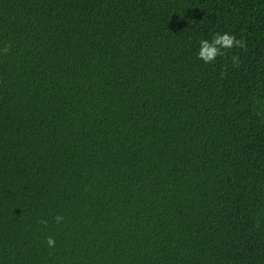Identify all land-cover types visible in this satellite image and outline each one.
<instances>
[{
    "label": "trees",
    "instance_id": "trees-1",
    "mask_svg": "<svg viewBox=\"0 0 264 264\" xmlns=\"http://www.w3.org/2000/svg\"><path fill=\"white\" fill-rule=\"evenodd\" d=\"M6 44L0 264H264V0H0Z\"/></svg>",
    "mask_w": 264,
    "mask_h": 264
},
{
    "label": "clouds",
    "instance_id": "clouds-1",
    "mask_svg": "<svg viewBox=\"0 0 264 264\" xmlns=\"http://www.w3.org/2000/svg\"><path fill=\"white\" fill-rule=\"evenodd\" d=\"M199 50L197 53L198 59L202 60L205 64L213 63L217 57H226L227 49H231L233 47L237 48H246L247 42L240 38L238 39L235 34L224 32V33H215L211 40L202 39L199 42ZM11 45L6 44L0 51L4 54H7L10 51ZM233 66L238 67L241 63V58L239 55H232L230 57ZM64 221V217L62 215H57L54 217V222L60 224ZM40 224L47 226L48 221L45 219H41L38 221ZM47 246L49 248H54L56 241L54 237L48 236L46 239Z\"/></svg>",
    "mask_w": 264,
    "mask_h": 264
}]
</instances>
